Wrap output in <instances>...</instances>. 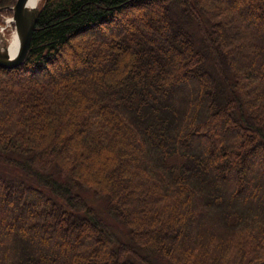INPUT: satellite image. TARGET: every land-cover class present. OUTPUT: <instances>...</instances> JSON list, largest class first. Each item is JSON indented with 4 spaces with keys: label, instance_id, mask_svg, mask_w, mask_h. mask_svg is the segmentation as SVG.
Here are the masks:
<instances>
[{
    "label": "trees",
    "instance_id": "1",
    "mask_svg": "<svg viewBox=\"0 0 264 264\" xmlns=\"http://www.w3.org/2000/svg\"><path fill=\"white\" fill-rule=\"evenodd\" d=\"M39 9L0 68V264H264V0Z\"/></svg>",
    "mask_w": 264,
    "mask_h": 264
},
{
    "label": "water",
    "instance_id": "2",
    "mask_svg": "<svg viewBox=\"0 0 264 264\" xmlns=\"http://www.w3.org/2000/svg\"><path fill=\"white\" fill-rule=\"evenodd\" d=\"M14 11L13 22L18 38V48L15 54L10 55L0 34L1 69L16 68L25 61L40 9L38 5L32 3V0H17Z\"/></svg>",
    "mask_w": 264,
    "mask_h": 264
},
{
    "label": "rangeland",
    "instance_id": "3",
    "mask_svg": "<svg viewBox=\"0 0 264 264\" xmlns=\"http://www.w3.org/2000/svg\"><path fill=\"white\" fill-rule=\"evenodd\" d=\"M40 2L41 0L39 1L38 6ZM15 6L10 8L9 10L10 12L5 10L4 12L0 13V34L5 44H7L12 39L14 34L17 36L15 23L13 22ZM175 96L176 97L182 96V90L179 89ZM0 175L4 178L5 177L11 178V176H13L12 178H15L16 176L19 177V174L18 173L16 174L13 170L8 169V168H2V167H0ZM81 193L84 197H87V200L90 202V204L94 206L101 213V215L106 218V220L108 221V224L111 226V230L113 234L116 237L121 238L124 241H126V236H125V232L123 228L120 225L112 222L109 218H107L104 201L101 199H96L92 197L86 191H82Z\"/></svg>",
    "mask_w": 264,
    "mask_h": 264
},
{
    "label": "bare ground",
    "instance_id": "4",
    "mask_svg": "<svg viewBox=\"0 0 264 264\" xmlns=\"http://www.w3.org/2000/svg\"><path fill=\"white\" fill-rule=\"evenodd\" d=\"M40 0H32V3L35 5H38ZM10 55L15 54L17 48H18V38L17 36L14 34L12 39L6 44Z\"/></svg>",
    "mask_w": 264,
    "mask_h": 264
}]
</instances>
